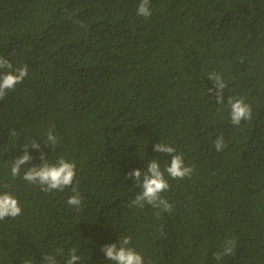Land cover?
<instances>
[{
  "label": "trees",
  "instance_id": "obj_1",
  "mask_svg": "<svg viewBox=\"0 0 264 264\" xmlns=\"http://www.w3.org/2000/svg\"><path fill=\"white\" fill-rule=\"evenodd\" d=\"M139 3L0 0V57L28 71L0 99V192L22 209L0 220V264H38L58 248V264L73 248L78 264H114L100 249L123 236L144 264H264V0H150L147 18ZM213 72L226 85L220 104L207 91ZM230 97L251 120L231 123ZM156 143L193 169L164 172L170 213L129 207L141 189L126 173L170 162ZM25 145L32 159L12 177ZM41 153L75 164L72 185L45 192L22 179ZM73 188L79 209L66 203ZM229 239L234 254L215 260Z\"/></svg>",
  "mask_w": 264,
  "mask_h": 264
},
{
  "label": "clouds",
  "instance_id": "obj_2",
  "mask_svg": "<svg viewBox=\"0 0 264 264\" xmlns=\"http://www.w3.org/2000/svg\"><path fill=\"white\" fill-rule=\"evenodd\" d=\"M137 14L145 18L151 15L150 0H140L137 6ZM0 99H3L6 92L15 88V86L22 82L27 76V66H22L13 70L11 62L4 57H0ZM208 78L213 81L214 89L209 88L207 91L213 93L216 103L224 102L223 91L225 82L218 73H209ZM230 106V119L234 126H238L242 120L252 119L251 106L247 104L243 98H228ZM11 135L16 136L15 131ZM47 143L54 146L57 143V138L50 129L46 135ZM32 148L39 150L40 145L36 142L30 144ZM214 146L217 151L223 150L225 142L222 136L217 137L214 141ZM25 148L24 154L15 158L11 164L12 177L19 176L21 173V166L30 161L32 157L28 154L27 148L29 145L23 146ZM153 150L160 153L170 155V162L164 169L161 170L159 160L153 158L148 162L146 171L140 169H133L126 173L127 177H133L134 182L141 189L131 201L129 207L143 208L145 204L150 205L154 209H162L164 212H171L172 205L162 198L161 193L169 189V184L164 177V172L173 179H183L191 177L193 169L186 166L182 154H177L176 150L167 144L156 143L153 145ZM40 159L44 161L39 166L27 168L22 176V179L30 184H37L42 191L50 192L53 190L62 191L65 187L72 185L75 178V164L60 157L55 163L45 161L44 154L41 153ZM7 187V185H5ZM73 195L68 198L66 203L70 206H75L79 209L81 204V197L76 189L73 188ZM22 209L17 198L10 192H0V220L6 217L15 218L19 216ZM159 214V213H157ZM132 238L130 236L120 237L119 247L117 244H106L101 247V252L107 260H111L114 264H144L143 256L134 248L130 247ZM236 242L233 239L226 240L222 251L214 253V259L220 261L225 256L234 254ZM63 253L62 248H58L55 254L43 253L41 254L38 264H58L57 257ZM80 256L76 254V249L73 248L68 254L65 264H78ZM24 264H37L33 259H27Z\"/></svg>",
  "mask_w": 264,
  "mask_h": 264
}]
</instances>
